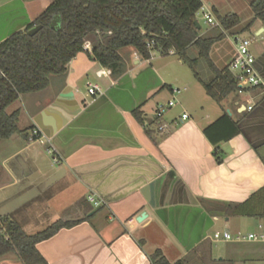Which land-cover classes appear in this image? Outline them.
<instances>
[{
    "label": "crops",
    "instance_id": "0c3cea01",
    "mask_svg": "<svg viewBox=\"0 0 264 264\" xmlns=\"http://www.w3.org/2000/svg\"><path fill=\"white\" fill-rule=\"evenodd\" d=\"M239 1L208 0L219 23L211 30L235 36L247 30L256 0H244L252 12L246 20L232 14L239 17L238 26L226 29L218 19L224 16L220 7ZM51 2L0 0V41L25 29ZM201 29L200 37L210 32L203 34ZM250 30L257 37L251 40L255 67L264 80V21L255 20ZM232 46L221 68L210 49L216 69L229 67L236 53L235 43ZM195 49L200 58L194 46L189 57ZM90 53H79L64 75L51 77L42 91L21 95L8 109L20 110L19 131L0 140V219L13 220L34 235L59 220L84 218L86 209L93 207L88 197L94 195L102 205L90 221L63 228L37 244L48 264H152L150 256L156 250L169 264L182 259L187 264H264V243L210 239L222 215L224 230L232 233L254 231L264 223L262 218L227 216L222 210L224 203H244L264 187V88L235 92L216 102L202 84L215 76L209 64L206 78L194 74L179 88L168 84L154 66L161 53L144 60L133 47L121 49L125 72L118 78ZM178 63L185 64L180 58ZM88 83L99 86L96 96L83 89ZM67 86L74 94L71 102L77 101L80 110L65 124L66 111L56 101ZM174 88L181 89L176 105L156 119L157 105L171 99ZM250 104L253 108L247 110ZM183 113L189 115L185 120ZM225 114L239 133L214 145L204 130ZM161 124L167 125L162 131ZM35 127L48 143L28 140ZM231 131L221 134L215 129L213 136L222 138ZM49 147L60 156L58 164L47 153ZM215 149L222 163L216 161ZM169 172L176 176L166 177ZM215 243L226 244L222 252L212 251ZM0 264L24 263L18 253H9Z\"/></svg>",
    "mask_w": 264,
    "mask_h": 264
},
{
    "label": "trees",
    "instance_id": "16d2710c",
    "mask_svg": "<svg viewBox=\"0 0 264 264\" xmlns=\"http://www.w3.org/2000/svg\"><path fill=\"white\" fill-rule=\"evenodd\" d=\"M202 0H52L50 5L25 29L0 42V140L8 139L18 132L20 110L8 112L21 95L35 93L50 85L52 76H62L70 61L79 53L89 51L84 44L90 42V56L102 67L110 70L114 78L125 72L120 50L133 47L144 60L152 53L169 55L170 50L189 67L196 59L188 50L196 46L215 76L202 84L207 94L216 102L237 92V78L225 67L216 69L209 57L213 44L224 35L202 38L195 25L196 14ZM254 19L264 21V0L251 3ZM226 29L238 26L236 15L219 17ZM41 25L42 29L30 36L29 31ZM145 32V34H143ZM148 42H153L151 47ZM199 78L198 73L195 72ZM142 122L140 113L135 112ZM231 129L228 136L215 138L213 130ZM214 145L228 140L239 133L237 124L223 115L204 130ZM218 163H222L221 152L215 149ZM94 207L86 209L84 218L75 221L59 220L45 231L34 235L26 234L15 221L0 219V258L9 253H18L24 264H48L37 249V244L51 238L63 228H72L90 221L88 214ZM222 210L227 216H245L264 219V187L244 203H224ZM152 264H169L160 250L151 256ZM174 264H187L179 260Z\"/></svg>",
    "mask_w": 264,
    "mask_h": 264
},
{
    "label": "built area",
    "instance_id": "2783aa9c",
    "mask_svg": "<svg viewBox=\"0 0 264 264\" xmlns=\"http://www.w3.org/2000/svg\"><path fill=\"white\" fill-rule=\"evenodd\" d=\"M200 10L203 13V18L206 23L210 26H219V23L212 16V13L207 10V8L202 5ZM199 10V11H200ZM145 34V32H143ZM251 44L252 41L248 38L236 36L235 38V46L236 53L229 64V70L236 76L237 78V92L243 93L247 89H253L258 87L264 88V80L260 77L258 71L255 67L256 59L251 52ZM153 42H148L147 46L151 47ZM84 49L87 51H91L92 47L90 42H86L84 44ZM155 52L152 53V55ZM170 55L175 54L174 50L169 51ZM100 91L98 85H94L91 83L87 84V92L90 96H96V94ZM181 93V89L174 88L172 90V97L165 103H160L157 105L155 110L156 119H161L166 111L171 109L176 105V97ZM253 105H249L247 110H252ZM189 117L187 113H183L182 119L185 120ZM167 127L166 124H161L159 129L162 131ZM28 140L30 142H38L41 144H45L49 142V139L45 136L43 131L35 127L30 130ZM47 153L52 157V162L54 164H58L60 162V156L56 153V150L53 147L47 148ZM88 201L93 205V207H100L102 205L101 201L97 200L94 195H90L88 197ZM210 239L215 242H256V243H264V223L260 222L257 225L256 230L250 231L247 233L237 232L232 233L229 230H216L213 235L210 236Z\"/></svg>",
    "mask_w": 264,
    "mask_h": 264
},
{
    "label": "rangeland",
    "instance_id": "374dc122",
    "mask_svg": "<svg viewBox=\"0 0 264 264\" xmlns=\"http://www.w3.org/2000/svg\"><path fill=\"white\" fill-rule=\"evenodd\" d=\"M43 1L48 2L50 0H43ZM202 2H203V5L207 8V10L210 11L207 7V5H209L208 0H202ZM220 8L222 10L221 16H222V14L224 15L222 17H225V15L228 16L229 14L232 15V14L236 13V14L242 15L243 20H246L252 14V12L249 9V7L247 6V4L244 3V0H241V1L235 2V3H229L226 5H223V7H220ZM215 18L217 20V17H215ZM218 19H219V17H218ZM196 20L199 22V24L202 27V29L200 31L201 33L206 34L207 31L210 30V32H208L206 37H202V38H208L211 36H213V38H214V37L219 36L222 33L220 29H216L215 31L211 30L212 27L208 23H206L205 19L203 18V13L201 10L196 14ZM239 36L248 38L250 40L257 39V37L254 36V32L251 30L249 31V29L245 30L244 32H241V34ZM235 38H236V36L234 34L227 32L226 34H224V37H222L220 40L216 41L217 43L211 49L210 56L214 60V62L217 64V66H219L220 68L224 67V65L226 64V62L230 56V50L233 47L232 43H235ZM194 47H196V46H194ZM218 49H220L221 51L218 52ZM195 50H197V53L192 52L191 56H190L191 58H199L198 57V49H195ZM190 52H191V50H190ZM190 52H189V55H190ZM251 52L254 55V57L257 56L256 52L254 51V45L251 46ZM221 55H222V57H221ZM178 59H179V56H177V55L176 56H170V55L157 54V56L153 60L154 66H157V68H159V72L162 74V77L165 79V81L168 84H171L173 86H177L179 88H183L184 87V81H187L189 79H193L195 72H198V74H200V76L202 78H206V71H207L209 66H208V63H207L205 58L200 57L198 59V61L193 65L192 69H190L189 65H187V64L180 65L178 63ZM93 74L94 73H90L89 78H93ZM83 87H84L83 89L87 91V85L83 86ZM179 97H180V95L177 96V98H179ZM225 219H226L225 216H223V215L220 216V219H219V221H217L215 228H217L219 230H224L226 228ZM246 230H249V228L246 227ZM213 233H214V231L211 233V235H213ZM225 245L226 244H224V243L212 244V251H214V253H220V252H222V249Z\"/></svg>",
    "mask_w": 264,
    "mask_h": 264
},
{
    "label": "water",
    "instance_id": "95a60500",
    "mask_svg": "<svg viewBox=\"0 0 264 264\" xmlns=\"http://www.w3.org/2000/svg\"><path fill=\"white\" fill-rule=\"evenodd\" d=\"M195 25H197V28H198V30H200V28H201V25L199 24V22L196 20L195 21ZM42 29V26L41 25H38V26H36V27H34L33 29H31L30 31H29V35L30 36H33V35H35L37 32H39L40 30ZM12 35V34H11ZM8 38V37H7ZM6 39V38H5ZM5 39H3V40H1L0 42H2V41H4ZM72 99H74V94H73V92H71L70 91V87L69 86H67L65 89H64V91L61 93V95L58 97V99H57V101H56V104H58V103H62V106H63V108H64V111H66L65 113L66 114H64V117H65V119H64V123L66 124L67 123V121L68 120H70L73 116H75L76 114H78V112H79V110H80V107H79V105H78V102L77 101H75V103L73 104L72 102H71V100ZM65 101V105L63 104V102ZM76 104V106H73V105H75ZM76 107H78V109H76ZM36 122H37V124L40 126V123L36 120ZM41 127V126H40ZM44 132L48 135V136H52L51 135V133H48L46 130H44ZM174 172H169L167 175H166V177H168V178H171V177H174ZM176 176V175H175ZM157 183H158V181H157ZM153 185H155V183L153 184ZM171 192H172V190H170ZM163 195H165L164 193H163ZM162 197H164V196H162ZM101 209V207H97L95 210H93L88 216H92V215H94L98 210H100ZM144 215L145 214H142L141 215V217H139L138 218V221H140L141 219H143V217H144Z\"/></svg>",
    "mask_w": 264,
    "mask_h": 264
}]
</instances>
